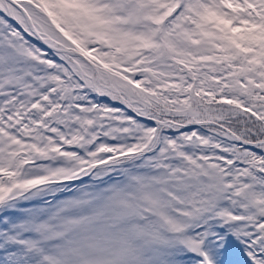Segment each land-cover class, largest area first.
Instances as JSON below:
<instances>
[{"label":"snow or ice","instance_id":"1","mask_svg":"<svg viewBox=\"0 0 264 264\" xmlns=\"http://www.w3.org/2000/svg\"><path fill=\"white\" fill-rule=\"evenodd\" d=\"M0 264H264V0H0Z\"/></svg>","mask_w":264,"mask_h":264}]
</instances>
